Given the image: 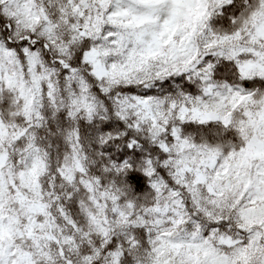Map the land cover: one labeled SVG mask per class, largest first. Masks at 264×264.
<instances>
[{
    "label": "snow or ice",
    "instance_id": "snow-or-ice-1",
    "mask_svg": "<svg viewBox=\"0 0 264 264\" xmlns=\"http://www.w3.org/2000/svg\"><path fill=\"white\" fill-rule=\"evenodd\" d=\"M0 264H264V0H0Z\"/></svg>",
    "mask_w": 264,
    "mask_h": 264
}]
</instances>
